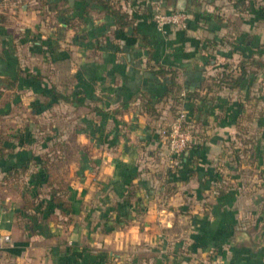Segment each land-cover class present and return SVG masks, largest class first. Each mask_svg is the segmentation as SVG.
<instances>
[{"label": "crops", "instance_id": "crops-1", "mask_svg": "<svg viewBox=\"0 0 264 264\" xmlns=\"http://www.w3.org/2000/svg\"><path fill=\"white\" fill-rule=\"evenodd\" d=\"M108 1L0 0V264H264V0Z\"/></svg>", "mask_w": 264, "mask_h": 264}, {"label": "built area", "instance_id": "built-area-1", "mask_svg": "<svg viewBox=\"0 0 264 264\" xmlns=\"http://www.w3.org/2000/svg\"><path fill=\"white\" fill-rule=\"evenodd\" d=\"M190 19V14L184 11L167 12L161 6H156L154 9L153 21L159 31H164L167 27L186 30ZM183 121H185V115H182L170 128L169 146L171 151L178 156L185 154L189 149L192 138L191 134L183 128ZM11 243L12 238L10 235H0V250L6 248Z\"/></svg>", "mask_w": 264, "mask_h": 264}, {"label": "trees", "instance_id": "trees-1", "mask_svg": "<svg viewBox=\"0 0 264 264\" xmlns=\"http://www.w3.org/2000/svg\"><path fill=\"white\" fill-rule=\"evenodd\" d=\"M91 2H98L101 3L105 9L106 12H108L116 21V24L118 27L120 28H125L127 26H129L131 24V20L129 18V15L125 12H122V10H120L119 8H114L113 4L111 2H109L108 0H89ZM242 65V73L241 75L236 78V79H232V77L230 75L228 76H224L221 80H220V84H230V86H237L239 85L244 78L247 76V70H246V62L241 63ZM251 66H255L259 69L264 70V63L261 61H251L250 64ZM53 92L54 94L59 97V94L57 92V89L53 88ZM49 189H50V193L53 196V203L56 206H63V208H68V204L66 202L63 201L62 197H61V193L63 192V189H58L55 187V185L53 183H48ZM37 204H35L33 201H29L28 198H25V210H30L33 209ZM120 222V221H119Z\"/></svg>", "mask_w": 264, "mask_h": 264}, {"label": "rangeland", "instance_id": "rangeland-1", "mask_svg": "<svg viewBox=\"0 0 264 264\" xmlns=\"http://www.w3.org/2000/svg\"><path fill=\"white\" fill-rule=\"evenodd\" d=\"M264 53V52H263ZM180 118V117H179ZM178 118V119H179ZM177 119V120H178ZM176 120V121H177ZM176 121L174 122V123H176ZM186 121V120H185ZM185 121H183L182 122V126H183V128L185 129V130H187L190 134H191V136H192V138H191V143H190V147H189V149L187 150V151H189L190 149H191V147H192V145L196 142V138L194 137V134H195V127H193L194 125L193 124H189L188 122H185ZM174 123H172L169 127H168V130H167V138H166V150H165V153H164V157L165 158H167V159H170V162H173V159H176V160H178L179 161V157H181V156H178V155H176L175 153H173L172 151H171V149H170V146H169V135H170V128H171V126L174 124ZM194 132V133H193ZM186 151V152H187ZM185 152V153H186ZM184 155V154H183ZM230 156V155H229ZM229 156H228V158H229ZM227 158V159H228ZM230 159V158H229ZM232 167V172L235 174V176L237 177L238 175H237V173H236V167L235 166H231ZM255 174V176L254 175H251V174H249V171H247V173L246 174H243V173H241V174H239V177L238 178H236V180H238V182H240L241 184H243V187H246L245 185L247 184V186H248V184H249V182H261V180H260V177H263V172H262V174L259 172V171H257L256 173H254ZM250 185V184H249ZM261 190H263V189H261ZM55 220V219H54ZM60 220H58V222H59ZM62 226H64V225H62ZM5 235H10V234H5ZM11 236V235H10ZM11 238H12V236H11ZM12 243H13V239H12ZM11 243V244H12ZM10 244V245H11ZM9 245V246H10ZM8 246V247H9Z\"/></svg>", "mask_w": 264, "mask_h": 264}]
</instances>
